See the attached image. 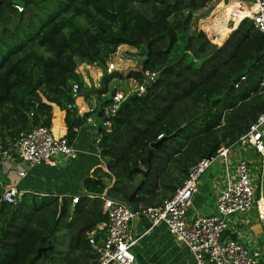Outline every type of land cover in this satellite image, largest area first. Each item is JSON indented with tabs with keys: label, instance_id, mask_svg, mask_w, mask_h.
<instances>
[{
	"label": "trees",
	"instance_id": "trees-1",
	"mask_svg": "<svg viewBox=\"0 0 264 264\" xmlns=\"http://www.w3.org/2000/svg\"><path fill=\"white\" fill-rule=\"evenodd\" d=\"M210 1L0 0L2 150L20 131L36 125L49 127L53 106L65 112L66 137L74 138L91 114L78 115L69 106L72 84L82 83L75 72L79 64L106 71L120 45L136 49L138 67L103 77L101 94L108 91L112 79L140 84L145 71L160 70L143 95L133 94L121 104L110 121L111 131H100V157L106 172L95 168L83 179L84 193L73 209L71 197L36 202V195L23 194L16 205L0 202V264H93L95 253L87 234L106 216L102 201L89 196L106 191L107 197L124 202L143 181L130 206H157L174 193L193 164L207 155L214 157L221 146H236L264 112V34L250 19L241 20L223 38L207 30L214 15L193 26L197 12ZM233 1L238 0H222V5L226 8ZM189 126L194 133L179 142ZM175 131L159 147L150 148L160 135ZM150 150L148 175H129L134 168L147 169ZM259 187L260 183L257 197ZM61 206L64 210L55 225ZM60 234L69 241L56 260L55 240ZM50 242L52 248L38 255Z\"/></svg>",
	"mask_w": 264,
	"mask_h": 264
},
{
	"label": "built area",
	"instance_id": "built-area-1",
	"mask_svg": "<svg viewBox=\"0 0 264 264\" xmlns=\"http://www.w3.org/2000/svg\"><path fill=\"white\" fill-rule=\"evenodd\" d=\"M238 2L240 9L245 10L247 4L253 10L245 18L250 19L254 28L264 34V0H250ZM17 11L22 7L14 5ZM227 26H233V21L228 20ZM231 25V26H230ZM114 69L113 63L107 64V71ZM160 70L145 71L140 84L133 91L113 92L108 102L103 107L101 130L105 133L111 131V119L118 112L121 104L131 95H143L146 87L159 75ZM263 82L261 83V85ZM72 96L79 91L77 84L72 85ZM102 119V118H101ZM90 123L91 118L87 117ZM161 135L158 137L160 138ZM101 133L94 135L95 154L100 155L99 143ZM236 146L251 151L256 158L264 157V112L249 125L242 134ZM230 147L221 146L216 155L210 158L199 159L187 171L182 183L174 193L164 199L157 206H142L132 208L110 197L106 193L96 195L102 201V212L106 221L102 228L87 234L90 247L95 253L93 264H135L133 246L136 240L130 235V225L133 218L143 217L149 223V228L163 225L166 231L192 255L195 264H264V259H258L251 253L246 245L236 239H223L222 235L228 226L231 216L246 214L255 210L257 220L264 225V203L259 187L249 175V164L244 158H239L235 163L234 180L226 178L222 189L215 196L214 212L208 214H190L193 196L198 191V183L205 171L221 156H225ZM74 150L66 137L57 136L50 127L36 125L20 131L10 146L0 149V176L1 163L17 161L33 166L39 164L55 165L60 156H68ZM226 165V164H225ZM226 168V166H224ZM26 170L19 172L23 177ZM22 194L15 185L3 186L0 190V202L16 205L21 200ZM78 202V196L71 197V203ZM98 233V234H97Z\"/></svg>",
	"mask_w": 264,
	"mask_h": 264
},
{
	"label": "crops",
	"instance_id": "crops-1",
	"mask_svg": "<svg viewBox=\"0 0 264 264\" xmlns=\"http://www.w3.org/2000/svg\"><path fill=\"white\" fill-rule=\"evenodd\" d=\"M248 1L246 2L249 3ZM247 6L250 5L247 4ZM214 21L215 19L211 22ZM119 49L122 51L126 50L128 53L136 52V49L130 46L120 45L107 62V64H114L112 71L124 72L128 69H136L138 67L136 64L128 68L131 65L118 52ZM107 64L106 71L96 65L79 64L75 72L80 75L83 88L89 89L91 86L95 88L100 87L103 77L112 72L107 71ZM136 85L137 83L133 79H112L108 83V91L104 94H101L102 91L96 95L80 96L78 91L73 97V105L71 106L76 108L78 115L90 112L89 117L91 118V122L87 123L85 120L76 130L74 138L70 141L66 137L65 112L53 106L49 127L57 136L66 137L74 152L68 156L58 157L56 164L52 166L47 164L29 166L19 160L2 162L0 190L3 186L15 185L22 195L33 194L42 198L57 197L59 200L62 198L69 199L70 197L79 196L84 193L82 181L85 177H90L92 171L99 167L106 172L100 155L97 156L95 154L94 144V135L101 131L102 119L97 117V113L101 108L100 103L107 99L114 90L122 92L133 91ZM236 155L239 158L242 157L239 154ZM227 163L228 160H226L224 176L217 183H215V180H210L211 174L208 181L202 180L201 176L198 183V191L192 199L190 214H208L214 212L216 194L224 186L227 177L230 180H234L235 177L233 170L235 163L233 165L231 162L228 166ZM22 170H26V174L20 177L19 172ZM137 180L138 176L135 177L134 181ZM253 181L255 180L253 179ZM104 192L106 193V191ZM73 207L74 204L71 203V209ZM97 226L102 228L103 223ZM262 234L264 235V225L261 223L253 225L247 214H239L230 217L228 226L222 237L223 239H236L242 242L251 253L257 255L258 259H264ZM130 235L136 240L132 248L135 264H138L139 261L144 262V264H195L192 255L166 231L163 225L149 228V223L146 219L136 217L131 221Z\"/></svg>",
	"mask_w": 264,
	"mask_h": 264
},
{
	"label": "rangeland",
	"instance_id": "rangeland-1",
	"mask_svg": "<svg viewBox=\"0 0 264 264\" xmlns=\"http://www.w3.org/2000/svg\"><path fill=\"white\" fill-rule=\"evenodd\" d=\"M238 1H248V0H238ZM228 6L226 8H224V6L222 5V0H212L210 1L204 8H202L201 10H199L197 12V15L193 18V26L196 27V25H198L199 22H207L208 18L210 19V17H214L215 21L221 20V17L224 16L226 10H227ZM244 19H248V18H244ZM217 22V21H216ZM231 26V25H230ZM228 32H226L225 34H218L217 35L220 38L226 37ZM118 52L123 55L124 58L127 59V62L131 65L128 66L129 67H133L138 66L139 62L137 61L135 55L137 56L138 52H134V53H128L125 51H122L121 49L118 50ZM255 80V79H254ZM239 89L236 90V92H238ZM194 133V128L192 126H189V128H187L185 131L182 132L181 137L179 138V142L184 143L186 138L189 137L191 134ZM236 154H239L240 156H242V158H244L245 160H247L248 164H249V175L251 177V179L255 180V184L258 185V183H261V175H262V169H263V160L256 158V156L251 153V151H248L240 146H234L232 148L229 149L228 153L225 156H221L219 158L218 161H215L206 171L205 173L202 175V180H209V175L211 174V179L210 180H215V183H217L219 181L220 178H222L224 176V166L226 164V160H228L227 166L230 165L229 163H234L237 161V159L239 158ZM232 156V158H231ZM33 197L34 195H29V197ZM35 197V198H34ZM33 198L35 199V201L40 202L43 200L42 197L39 196H34ZM247 216L250 217L251 222L253 223V225H258V223H260L257 218H256V213L255 210L252 209L250 212L246 213ZM58 216V215H57ZM234 216V215H233ZM62 231H60L59 233H61ZM262 240L264 241V235H261ZM68 238L67 236H61V234L58 236L55 240L56 242V246H57V251L59 252L58 254H56L55 258L57 260L58 257H60V255L62 254L61 252H63L66 249V246L68 245ZM52 264H57V261H55V263Z\"/></svg>",
	"mask_w": 264,
	"mask_h": 264
},
{
	"label": "water",
	"instance_id": "water-1",
	"mask_svg": "<svg viewBox=\"0 0 264 264\" xmlns=\"http://www.w3.org/2000/svg\"><path fill=\"white\" fill-rule=\"evenodd\" d=\"M259 59H260V57L257 56L256 59H255V63L258 62ZM247 72H249V71H247ZM245 75H246V73L245 74H242L238 78H236L233 81V83L231 84V86H230L229 89L234 88L235 85L242 78H244ZM103 90H104V88H103V82H101L100 87H98V88H95V87H92L91 86L89 89H85V88H83V85L82 84L79 85V95L80 96L96 95V94L102 92ZM68 98H69L70 106L73 105V96L72 95H69ZM104 105H105L104 102H101L100 103L101 108H100L99 112L97 113V117L102 118V121L105 120V117H103V107H104ZM183 127H184V125L181 128H183ZM176 132L177 131H175L170 136L161 137L157 141L152 142L150 144V148L151 149H156L157 147H159L163 143V140L164 139L171 138ZM151 157H152V151L150 150L149 151V154L147 156V159H146V161H147V169L143 170L141 168H134L132 171H130L129 175H132L135 172H139L143 177H146L148 175V173H149L150 168H151V163H150L151 162ZM210 157H211L210 155H207V158H210ZM142 185H143V181H140V183L134 188V190L132 191V193L130 194V196L128 197V199L126 201L122 202V203L125 204V205H130V201L137 195V193L141 189ZM260 190H261V195H262L263 203H264V157H263V169H262V175H261ZM63 210H64V208L61 206L60 212H59V214H58V216L56 218V221H55V225H57L58 220L61 218V215H62ZM51 248H52V243L50 242L47 247L41 248V249L38 250V255L40 254L41 251L44 252L46 249H51Z\"/></svg>",
	"mask_w": 264,
	"mask_h": 264
},
{
	"label": "bare ground",
	"instance_id": "bare-ground-1",
	"mask_svg": "<svg viewBox=\"0 0 264 264\" xmlns=\"http://www.w3.org/2000/svg\"><path fill=\"white\" fill-rule=\"evenodd\" d=\"M253 10L252 5L246 6L245 10L240 9V4L237 1H233L229 4L222 20L220 21H214L207 25V30L211 33H214L217 35L226 33L229 31V28L227 26V21L232 20L233 21V28L238 26V23L245 18L246 15H249ZM243 12L244 14H241ZM218 36V35H217Z\"/></svg>",
	"mask_w": 264,
	"mask_h": 264
},
{
	"label": "clouds",
	"instance_id": "clouds-1",
	"mask_svg": "<svg viewBox=\"0 0 264 264\" xmlns=\"http://www.w3.org/2000/svg\"><path fill=\"white\" fill-rule=\"evenodd\" d=\"M231 29L233 28V27H230ZM234 28H236V27H234ZM231 29H229V30H231ZM260 185H261V183H260ZM96 196V195H95ZM94 197V196H93ZM122 203V202H121Z\"/></svg>",
	"mask_w": 264,
	"mask_h": 264
}]
</instances>
